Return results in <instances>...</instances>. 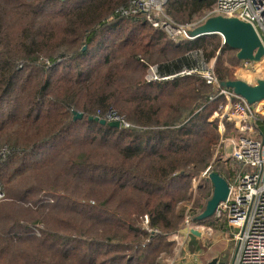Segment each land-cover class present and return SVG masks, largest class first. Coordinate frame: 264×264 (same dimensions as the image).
<instances>
[{
    "label": "trees",
    "instance_id": "1",
    "mask_svg": "<svg viewBox=\"0 0 264 264\" xmlns=\"http://www.w3.org/2000/svg\"><path fill=\"white\" fill-rule=\"evenodd\" d=\"M130 1L0 0V264H163L193 180L211 167L230 181L243 167L215 156L221 87L197 73L145 79L150 64L167 76L201 61L215 62L220 82L239 79L237 50L219 34L173 40L142 13H118ZM213 6L168 0L165 10L190 23ZM110 109L131 125L89 119Z\"/></svg>",
    "mask_w": 264,
    "mask_h": 264
},
{
    "label": "built area",
    "instance_id": "2",
    "mask_svg": "<svg viewBox=\"0 0 264 264\" xmlns=\"http://www.w3.org/2000/svg\"><path fill=\"white\" fill-rule=\"evenodd\" d=\"M167 2L168 0H131L127 7H120L118 13L124 15L142 13L154 28L162 29L173 40L192 39L190 31L211 16L237 17L250 23L264 44V0H214V6L207 16L199 22L190 23L176 22L165 10ZM242 62L245 70L251 68L253 73L257 74L258 80L257 62ZM191 73L201 75L211 86L221 87L215 68L204 61H201L199 66L167 76L159 74L157 65L151 66L147 80H165ZM221 93L227 98L226 107L231 110L236 129L240 133L238 137L231 138L230 142L225 144L226 156L233 157L242 163L243 167L233 180L228 181L230 186L228 198L220 202L214 213L221 223L234 230L235 240L231 257L228 259L218 257L216 264H264V139L253 137L257 133L264 135L263 130L257 126L259 121L262 124L264 122V103H260L258 109H255V104H249L230 88L221 87ZM97 116L108 121H120L121 126H130V123L114 109H110L103 116L101 114ZM228 147L231 149L230 152ZM246 167L250 170L247 171ZM210 168L208 167L202 175L208 176ZM196 229L202 234L206 227L198 225ZM191 235L190 229L185 241L188 242Z\"/></svg>",
    "mask_w": 264,
    "mask_h": 264
},
{
    "label": "rangeland",
    "instance_id": "3",
    "mask_svg": "<svg viewBox=\"0 0 264 264\" xmlns=\"http://www.w3.org/2000/svg\"><path fill=\"white\" fill-rule=\"evenodd\" d=\"M162 30V29H160ZM163 31V30H162ZM170 38V37H169ZM179 40V39H178ZM198 55V54H197ZM198 58L200 56L198 55ZM47 63V61H46ZM210 64L215 66V62L211 61L209 62ZM243 62H241L236 68H235V74L240 73L243 75H246V77L250 80V83L255 84L257 82V74L253 73V71L250 68H244ZM157 64H150L147 72L145 74V79L147 82H155L159 80H152L148 81L147 76H148V70L150 69L151 66H155ZM22 67V65H21ZM24 68V67H22ZM256 69L258 71V74L262 76L264 79V59L261 62H257L256 64ZM28 71V70H27ZM109 111V110H108ZM117 111V110H116ZM118 112V111H117ZM106 113V112H105ZM119 113V112H118ZM120 114V113H119ZM99 115V114H97ZM96 115V116H97ZM102 116L104 114H101ZM121 115V114H120ZM123 119L125 120V117L121 115ZM219 118L220 123H219V130L221 133V139L218 145V148L216 150L215 156L218 155V151L221 152L218 157L222 154L224 159H228L229 157L226 156L225 152V144L230 142L231 138H236L239 135L236 133L238 132L236 129V122L233 119L232 113L230 109H227L226 105L220 106L219 110L214 113L212 116L211 120ZM226 118L230 122H232L233 126L231 129V133H225V126L223 123V119ZM105 119V118H104ZM107 120V119H106ZM108 121V120H107ZM127 121V120H125ZM128 122V121H127ZM130 123V122H128ZM131 125V123H130ZM125 127V126H124ZM129 127V126H128ZM262 130L264 132V122L262 124ZM236 130V132H235ZM254 138H259L260 140L264 139V135L257 133L253 135ZM224 141V142H223ZM230 147H228V152H230ZM6 152V149H2L0 153L4 154ZM221 167H226L224 163L220 164ZM230 165H227L229 167ZM231 167V166H230ZM246 170L249 171L250 168L246 167ZM203 174V173H202ZM201 174L200 177L196 178L193 180L192 187H191V198L188 200H185L183 202H180L178 204V208H184V222L183 225L181 226L180 229H178L176 232L170 234L167 237V241L170 242V247L168 251L162 252L161 253V263L163 264H209V261L212 260L213 257L219 255L221 258L228 259L231 257L233 251H234V245H235V240L233 239V229L229 228L228 225L218 221V223L215 221L216 216L213 215L206 220H203L201 224L196 223L194 221V217L196 215H199L202 207L207 205L208 200L212 196L211 195L208 199L201 198V190L200 187L204 185L202 178L203 177H208V176H203ZM213 191V190H212ZM6 198V193L3 191L2 188H0V204L2 201ZM10 204L7 205L6 207V212L8 214H11V202H8ZM204 208V209H205ZM147 217L145 218L144 224L146 225L147 223ZM189 221V223H187ZM190 225L192 226L191 228H196L198 225H205L206 229L202 231V236L200 239L193 235L191 239H188V242L185 241V236L187 235L188 231L191 229ZM208 227H211L212 229H208ZM40 230H35L36 235H40L41 230L44 228L43 225L39 226ZM152 230V229H150ZM156 232L160 233L159 230H156ZM201 250V252H198V250ZM191 257V258H189Z\"/></svg>",
    "mask_w": 264,
    "mask_h": 264
},
{
    "label": "water",
    "instance_id": "4",
    "mask_svg": "<svg viewBox=\"0 0 264 264\" xmlns=\"http://www.w3.org/2000/svg\"><path fill=\"white\" fill-rule=\"evenodd\" d=\"M210 34L221 35L223 37V44L236 49L237 57L242 61L257 62L264 57V44L254 27L237 17L214 15L190 31L192 39ZM220 86L232 89L236 95L244 98L249 104H255L264 100L263 78L258 79L255 84L241 78L227 80L220 82ZM82 117V112H74V120L81 119ZM89 119H94L101 124H108L112 127H121L120 121H107L99 116H90ZM208 177L213 184V193L204 211L197 216V220L199 221L213 216L220 202L227 200L230 191L228 180L218 172L211 171ZM191 233L201 236V231L196 228H191ZM216 262L217 258H214L209 264H216Z\"/></svg>",
    "mask_w": 264,
    "mask_h": 264
},
{
    "label": "crops",
    "instance_id": "5",
    "mask_svg": "<svg viewBox=\"0 0 264 264\" xmlns=\"http://www.w3.org/2000/svg\"><path fill=\"white\" fill-rule=\"evenodd\" d=\"M195 57H196V56H195ZM196 58H198V57H196ZM200 63H201V62H200ZM186 69H188V68H186ZM250 69H251V68H250ZM173 75H174V74H173ZM237 77H238V78H241V79H244V80H246V81H248V82H250V80L246 77V75L241 74L240 71H239V73L237 74ZM260 78H262V76L259 75V76H258V79H260ZM257 126H258V128L260 129V128L262 127V122L259 121V122L257 123ZM195 236H196V235H195ZM201 236H202V234H201ZM201 236H196V237H197V239H198V238L200 239ZM192 237H194V236L191 235V238H192ZM191 238H190V239H191ZM198 252H201V250L199 249ZM219 255H220V254H219ZM219 255L213 257L212 260H213L214 258H218V257H220ZM212 260H211V261H212ZM211 261H209V263H210Z\"/></svg>",
    "mask_w": 264,
    "mask_h": 264
},
{
    "label": "bare ground",
    "instance_id": "6",
    "mask_svg": "<svg viewBox=\"0 0 264 264\" xmlns=\"http://www.w3.org/2000/svg\"><path fill=\"white\" fill-rule=\"evenodd\" d=\"M263 59H264V57L262 59H260L259 61H257V62H261ZM260 103H264V101L256 102L254 108L258 109V107L260 106Z\"/></svg>",
    "mask_w": 264,
    "mask_h": 264
}]
</instances>
